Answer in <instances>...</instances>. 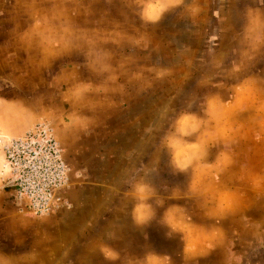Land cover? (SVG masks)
Returning <instances> with one entry per match:
<instances>
[{
    "label": "rangeland",
    "instance_id": "rangeland-1",
    "mask_svg": "<svg viewBox=\"0 0 264 264\" xmlns=\"http://www.w3.org/2000/svg\"><path fill=\"white\" fill-rule=\"evenodd\" d=\"M41 125L64 174L9 160ZM258 241L264 0H0V264H264Z\"/></svg>",
    "mask_w": 264,
    "mask_h": 264
},
{
    "label": "built area",
    "instance_id": "built-area-1",
    "mask_svg": "<svg viewBox=\"0 0 264 264\" xmlns=\"http://www.w3.org/2000/svg\"><path fill=\"white\" fill-rule=\"evenodd\" d=\"M39 132L40 134H42L43 140H36L34 139L35 133L33 134L29 133L28 137H26L25 139H19L13 141L7 147L9 160L11 161V163L16 162L20 156V154L17 153V150H19L21 151L20 153H27L28 162L31 163L33 160L37 158L45 161L46 160L48 161L49 159V162L54 161L55 162L54 165H56V169L58 173L62 172V174H64L65 167L63 161L61 158L59 159V155L57 154V147L53 144L48 129L45 126L41 125L39 127ZM44 153H46L47 155H44ZM29 164L30 163H28V165Z\"/></svg>",
    "mask_w": 264,
    "mask_h": 264
},
{
    "label": "crops",
    "instance_id": "crops-1",
    "mask_svg": "<svg viewBox=\"0 0 264 264\" xmlns=\"http://www.w3.org/2000/svg\"><path fill=\"white\" fill-rule=\"evenodd\" d=\"M17 126H18V125H17ZM18 128H19V127H17V129H14V130H18ZM258 242H259V243H258ZM258 242H257V243H258L259 245H263V244H264V243L261 242V241H258ZM165 261H166V260H165ZM243 261H245V258L242 259V262H243ZM245 262H246V261H245Z\"/></svg>",
    "mask_w": 264,
    "mask_h": 264
}]
</instances>
